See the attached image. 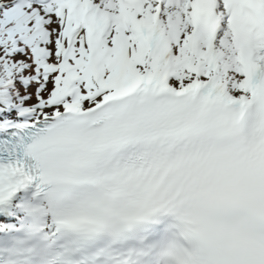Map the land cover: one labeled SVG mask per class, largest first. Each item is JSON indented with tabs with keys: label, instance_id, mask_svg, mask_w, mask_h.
<instances>
[{
	"label": "snow or ice",
	"instance_id": "snow-or-ice-1",
	"mask_svg": "<svg viewBox=\"0 0 264 264\" xmlns=\"http://www.w3.org/2000/svg\"><path fill=\"white\" fill-rule=\"evenodd\" d=\"M0 264H264V0H0Z\"/></svg>",
	"mask_w": 264,
	"mask_h": 264
}]
</instances>
